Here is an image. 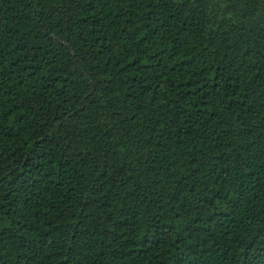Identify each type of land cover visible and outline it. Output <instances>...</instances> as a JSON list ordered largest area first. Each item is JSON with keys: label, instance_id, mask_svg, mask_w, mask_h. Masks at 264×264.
Wrapping results in <instances>:
<instances>
[{"label": "trees", "instance_id": "trees-1", "mask_svg": "<svg viewBox=\"0 0 264 264\" xmlns=\"http://www.w3.org/2000/svg\"><path fill=\"white\" fill-rule=\"evenodd\" d=\"M0 264H264V0H0Z\"/></svg>", "mask_w": 264, "mask_h": 264}]
</instances>
